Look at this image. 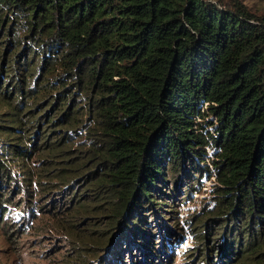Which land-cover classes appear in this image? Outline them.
<instances>
[{"label": "trees", "instance_id": "obj_1", "mask_svg": "<svg viewBox=\"0 0 264 264\" xmlns=\"http://www.w3.org/2000/svg\"><path fill=\"white\" fill-rule=\"evenodd\" d=\"M202 174L217 180L212 198L181 223L178 202ZM75 182L73 216L95 231L111 209L119 224L101 264H174L183 223V263L264 264V12L241 0H0L3 218L9 204L42 211L41 197ZM160 212L173 221L150 219Z\"/></svg>", "mask_w": 264, "mask_h": 264}, {"label": "rangeland", "instance_id": "obj_2", "mask_svg": "<svg viewBox=\"0 0 264 264\" xmlns=\"http://www.w3.org/2000/svg\"><path fill=\"white\" fill-rule=\"evenodd\" d=\"M241 1L247 4L256 14L264 12V0ZM211 118L212 116L206 117L208 121ZM207 152L208 156L205 162L209 163L214 153L209 147H207ZM216 182L214 176L202 174L199 186L186 198L180 199L177 215L180 217L181 223L185 222L186 217L188 218L194 213H198V215L194 216L195 218L191 222H195L202 215L203 205L212 198V187L217 185ZM77 183L75 182L65 194H48L41 197L40 204L44 203L45 200L49 203L43 205L42 211L40 209L41 212H34L30 209L29 202H27L29 204L25 203L17 208L9 204L6 217L3 218V212L0 208V264H101L103 256H106L107 253L105 247L108 238L112 234L114 238L119 224L112 222L115 217L111 215V209L102 210L92 219L94 221L92 225L99 228L95 231L88 228L90 226L88 221L90 220L73 216L71 203L64 200V198L76 187L81 189V186H77ZM54 196H57L55 200L53 199ZM36 204L38 205L39 202ZM55 209L63 214L64 222H58L57 216H54L55 212L53 213ZM172 216L160 212L156 216L150 215V219L161 224L172 222ZM111 226L114 227L111 228ZM182 226V241L180 247L176 250V256L173 259L174 264H185L182 262L183 254L181 250H185L192 245L189 227H185V223ZM69 231L75 233L77 238L83 237L84 241H90L88 237L92 236L91 240L94 244L81 243V246L73 247L76 244L66 236L67 233L69 235ZM132 253H134V256L140 255L142 258V249L139 246L134 247ZM128 260H130L129 257Z\"/></svg>", "mask_w": 264, "mask_h": 264}]
</instances>
